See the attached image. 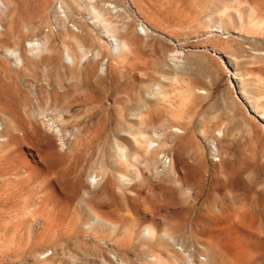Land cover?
<instances>
[{"label":"rangeland","instance_id":"374dc122","mask_svg":"<svg viewBox=\"0 0 264 264\" xmlns=\"http://www.w3.org/2000/svg\"><path fill=\"white\" fill-rule=\"evenodd\" d=\"M260 113L264 0H0V121L17 127L0 165L18 168L24 142L52 160L34 181L37 240L18 238L5 216L0 264H172L149 260L146 241L164 229L188 247L217 210L242 227L226 249L243 244L250 257L258 240L264 255ZM43 175L74 202L47 195ZM90 175L101 180L85 196ZM84 211L115 228L82 229ZM142 212L168 224L140 243Z\"/></svg>","mask_w":264,"mask_h":264},{"label":"bare ground","instance_id":"6f19581e","mask_svg":"<svg viewBox=\"0 0 264 264\" xmlns=\"http://www.w3.org/2000/svg\"><path fill=\"white\" fill-rule=\"evenodd\" d=\"M7 52L10 53V50H8ZM242 98L245 100V102H247L250 105L252 110H254V108L251 106V100H249L247 97H244V96ZM258 117L264 122V113L258 114ZM14 120H16V118ZM11 125L13 127L11 126L9 127L6 123L0 121V154L3 151V147L7 145L10 141L12 143L13 138L17 137V133L15 132L17 127L15 124H11ZM39 130L40 129H36V141H37L36 143L39 146V147H36V150L39 151L40 149L42 151L41 148L46 147V144L41 143V139L43 137L40 135ZM96 138H98V136H96ZM48 145H50V143ZM50 146H47V147L49 148ZM84 147L86 146H83V148ZM51 148H53V146ZM45 152H48V151H45ZM38 155L36 154V151L33 147L28 145V143L26 144L24 142L23 144L21 143L19 147L16 150H14L12 154V157L15 161V164L18 166V168L17 167L5 168L6 166L5 167L2 166L3 164L0 165V233H1L0 235L3 236V239L9 240L11 237V236L6 237V234H7L6 230L8 228V223L7 221H5V218H6L5 216L12 214L14 216V219L16 220L15 224L12 227H13V231L15 233L17 232L18 234L17 237L23 239V235H22L23 233L18 232L17 230L20 231L21 229H25L27 231V237L25 238L27 241L35 244L37 240L36 236L34 235V231L36 227L37 218L38 217L40 218L41 216L39 214L40 213L39 209L34 202L36 200L37 191H38V188H37L38 185L35 184L34 181H35V178H37L35 176L45 173V168L47 166H50L49 162L52 161L51 160L48 162V159L49 158L51 159V157L47 159L45 158V155L44 157L42 156L39 157ZM41 177H42L41 179L45 182V186L47 190L45 193H47V195H50V194L53 195L54 197L59 199L64 206L66 205V207L68 204L74 202L73 195L75 193H73L70 190L69 191L65 189L61 190V188H59V185H58L59 183L57 184L58 181L56 182L54 178L52 177H47L46 175H43ZM100 180H101L100 177H98L97 175L88 176L85 184L82 185L83 195L86 196L87 191L95 187ZM24 193H27V195H25V198L27 199L26 200L23 199V200L27 202L25 201L23 202L22 199H19ZM80 203L81 204L83 203L82 200L80 201ZM75 205H76V202H75ZM24 212L29 217H24L25 216V215L23 216ZM84 212H85L84 219L86 220H85V223L82 224V229L85 230V229H89L92 226L99 227L101 225H106L107 227H110L111 230L115 228V225L113 223H110L109 221L101 218L99 214H93L90 212L86 213V211ZM229 212L230 211H228V213ZM236 214H237V217L240 219V221L241 219L245 217L243 213L242 214L236 213ZM142 216L145 221V224L141 228V235L139 236L137 240L140 243H143L141 241H143L145 238L151 235L150 234L151 231H152L151 233H156L150 229L151 224L161 225V226H165L168 224L165 222V219L161 215H158V213L142 212ZM251 218L253 220L254 215H252ZM253 222H255V219L254 221L251 222V224H253ZM224 225H226V227H224ZM172 228L174 227L172 226ZM203 228L204 230L201 233V236L197 237L196 240L193 243H191L188 247H182V246L179 247L176 244V241L169 237L171 233L169 234L167 232L168 234L167 235L168 237H167L165 233L166 230L164 229L160 230L158 234L156 235L153 243H149L148 241H146V243H148L147 249L156 251V252L153 251L154 255H151L152 257L149 260L151 259L153 260L155 256L157 257V256L164 255L167 261L169 260V262H171L172 264H262L264 255L256 243L258 240H256L255 244L253 242L251 243V241H249L248 243L249 246L252 249H254V254L249 252L250 255L252 254L250 257L243 254V251H244L243 244H238L237 247H233L234 249L232 250L226 249L225 244L223 243V237L228 234V230L234 229L239 233L242 232L241 225L239 224V222L234 220L230 216V214L225 213L223 210H217L213 212V215L211 214V216H209V218L206 221H204ZM251 228H252V225H251ZM255 228L261 233V230L259 229L262 227L258 225V227H255ZM256 230H253L252 232L255 233ZM258 231H257V234H260ZM250 232L251 230H249V233ZM251 235L253 234L251 233ZM260 240L262 242V240L264 241V238H260L259 242ZM151 244L155 246L153 247ZM227 253L231 254L233 257H236V258L241 257L242 258L240 260L241 263H228V261L226 260ZM151 254L153 253L151 252Z\"/></svg>","mask_w":264,"mask_h":264},{"label":"built area","instance_id":"2783aa9c","mask_svg":"<svg viewBox=\"0 0 264 264\" xmlns=\"http://www.w3.org/2000/svg\"><path fill=\"white\" fill-rule=\"evenodd\" d=\"M138 27H140V26H138Z\"/></svg>","mask_w":264,"mask_h":264}]
</instances>
